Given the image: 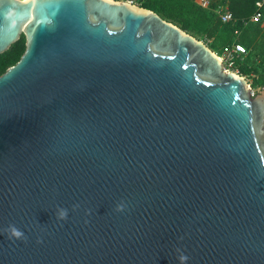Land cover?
<instances>
[{
	"label": "water",
	"instance_id": "obj_1",
	"mask_svg": "<svg viewBox=\"0 0 264 264\" xmlns=\"http://www.w3.org/2000/svg\"><path fill=\"white\" fill-rule=\"evenodd\" d=\"M20 36L0 264H264V89L125 1L0 0V53Z\"/></svg>",
	"mask_w": 264,
	"mask_h": 264
},
{
	"label": "trees",
	"instance_id": "obj_2",
	"mask_svg": "<svg viewBox=\"0 0 264 264\" xmlns=\"http://www.w3.org/2000/svg\"><path fill=\"white\" fill-rule=\"evenodd\" d=\"M197 1L140 0L139 5L203 41L214 52L232 42L240 43L245 53L234 58L236 72L249 82L251 89L264 86V21L250 19L255 0H207L205 8ZM216 6H225L231 20L221 22L214 13ZM22 49L20 36L0 53V73L17 60Z\"/></svg>",
	"mask_w": 264,
	"mask_h": 264
},
{
	"label": "built area",
	"instance_id": "obj_3",
	"mask_svg": "<svg viewBox=\"0 0 264 264\" xmlns=\"http://www.w3.org/2000/svg\"><path fill=\"white\" fill-rule=\"evenodd\" d=\"M112 1H125L131 4L139 5L140 0H112ZM197 4L205 8L207 6V0H198ZM255 10L251 15V20H263L264 21V0H255L254 1ZM214 13L218 16L221 22H227L231 20V14L225 6H216L214 8ZM245 48L240 43L232 42L229 45H225L221 48L220 54L218 55L222 61L223 68L229 71L236 72L234 68V58L238 55L244 54ZM237 73V72H236ZM264 89V86L256 88L255 90L251 89V94Z\"/></svg>",
	"mask_w": 264,
	"mask_h": 264
},
{
	"label": "clouds",
	"instance_id": "obj_4",
	"mask_svg": "<svg viewBox=\"0 0 264 264\" xmlns=\"http://www.w3.org/2000/svg\"><path fill=\"white\" fill-rule=\"evenodd\" d=\"M78 207V205H74L73 206ZM124 209V205L123 204H118L116 206V211H122ZM56 217L59 220H64L67 217V211L63 208H58L56 210ZM8 233V236L10 239H17V240H23L26 239V237L24 236V233L20 230H18L15 226L13 225H9L8 228L5 230ZM38 243L40 242L39 240L37 241ZM176 252L178 253V261L179 264H185V262L187 261L188 257L186 255H184L181 250L178 248L176 249Z\"/></svg>",
	"mask_w": 264,
	"mask_h": 264
},
{
	"label": "rangeland",
	"instance_id": "obj_5",
	"mask_svg": "<svg viewBox=\"0 0 264 264\" xmlns=\"http://www.w3.org/2000/svg\"><path fill=\"white\" fill-rule=\"evenodd\" d=\"M216 54H220V49L218 51H215Z\"/></svg>",
	"mask_w": 264,
	"mask_h": 264
}]
</instances>
